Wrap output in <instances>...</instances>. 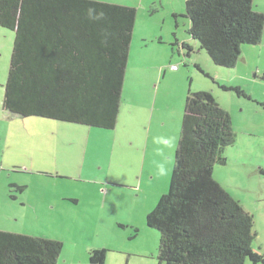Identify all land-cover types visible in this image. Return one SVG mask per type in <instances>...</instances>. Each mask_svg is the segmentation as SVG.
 Segmentation results:
<instances>
[{
  "label": "rangeland",
  "instance_id": "rangeland-1",
  "mask_svg": "<svg viewBox=\"0 0 264 264\" xmlns=\"http://www.w3.org/2000/svg\"><path fill=\"white\" fill-rule=\"evenodd\" d=\"M99 1L136 8L111 129L6 110L15 32L0 26V232L59 238L55 264H89L95 247L108 249L105 264H165L146 218L169 187L190 88L232 116L236 139L213 176L253 215L264 253V47L259 65L247 45L245 60L217 66L187 33L186 0Z\"/></svg>",
  "mask_w": 264,
  "mask_h": 264
},
{
  "label": "trees",
  "instance_id": "trees-1",
  "mask_svg": "<svg viewBox=\"0 0 264 264\" xmlns=\"http://www.w3.org/2000/svg\"><path fill=\"white\" fill-rule=\"evenodd\" d=\"M185 12L187 33L217 66L233 67L243 45L261 42L253 0H186ZM135 19V7L109 1L0 0V26L15 32L4 108L115 127ZM231 117L211 90L188 88L169 187L146 218L165 264L264 263L253 215L213 176L236 139ZM62 249L59 238L0 232V264H55ZM107 252L91 248L89 264H105Z\"/></svg>",
  "mask_w": 264,
  "mask_h": 264
},
{
  "label": "crops",
  "instance_id": "crops-1",
  "mask_svg": "<svg viewBox=\"0 0 264 264\" xmlns=\"http://www.w3.org/2000/svg\"><path fill=\"white\" fill-rule=\"evenodd\" d=\"M253 4H254L255 8H257L258 10H260V12L264 13V0H253ZM263 41H264V28H263L261 42L260 43H257V44L249 45V46H254L255 50L253 52L250 51V49H248L247 47H245L243 45V47H242V55H244V56L241 57V58L245 60V58L247 57L246 56L247 51L252 52L251 54L255 53L256 56H257L256 59H257L258 65H259V58L262 56L263 47H264L263 46L264 44H262ZM256 65H257V63L255 62L253 65H251V69L253 67H255ZM260 67L257 66V69H258L259 72H262L261 69H260ZM262 78L264 79V73H263V77Z\"/></svg>",
  "mask_w": 264,
  "mask_h": 264
}]
</instances>
